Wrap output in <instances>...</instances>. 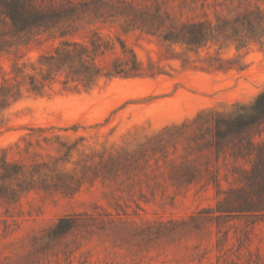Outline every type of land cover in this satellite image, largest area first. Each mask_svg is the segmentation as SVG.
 <instances>
[{
	"label": "rangeland",
	"instance_id": "obj_1",
	"mask_svg": "<svg viewBox=\"0 0 264 264\" xmlns=\"http://www.w3.org/2000/svg\"><path fill=\"white\" fill-rule=\"evenodd\" d=\"M63 1L0 0V81L11 66L7 52L19 49L22 60L35 62L55 43L18 45L24 41L5 23L7 10ZM101 32L122 34L117 25ZM123 38L144 64L158 60L152 37ZM240 55L242 71L204 70L190 55L195 63L188 67L162 61L165 75L101 80L89 91L57 85L43 97L25 94L6 110L0 157L23 171L8 182L17 197L0 199V264H264V196L247 197L250 206L196 187L178 194L157 189L152 197L121 167L103 164L120 148L202 111L251 103L264 92V48L252 45ZM257 141L264 142V132ZM229 199L234 206L222 213ZM61 218L70 220V231L53 238Z\"/></svg>",
	"mask_w": 264,
	"mask_h": 264
},
{
	"label": "trees",
	"instance_id": "obj_2",
	"mask_svg": "<svg viewBox=\"0 0 264 264\" xmlns=\"http://www.w3.org/2000/svg\"><path fill=\"white\" fill-rule=\"evenodd\" d=\"M4 15L14 36L24 41L18 45L55 43L35 62L22 60L19 49L7 52L11 66L0 81V127L4 112L25 94L43 97L57 85L64 91H89L101 80L154 78L166 74L162 61L188 67L195 63L190 55L204 70L242 71L246 65L240 52L252 45L264 48V0H64L45 6L20 4ZM115 25L121 35L102 34ZM136 32L155 39L160 47L157 61L144 64L126 43L123 36ZM231 48L237 55L223 58L221 52ZM263 128L264 92L229 112L202 111L145 135L131 149L108 155L103 164L121 167L152 197L157 189L172 188L178 194L196 187L250 206L247 197L262 202L264 196V142L257 141ZM22 169L0 157V199L17 197L8 182L22 175ZM233 206L229 199L221 212ZM70 227L69 219H59L52 237H64Z\"/></svg>",
	"mask_w": 264,
	"mask_h": 264
}]
</instances>
